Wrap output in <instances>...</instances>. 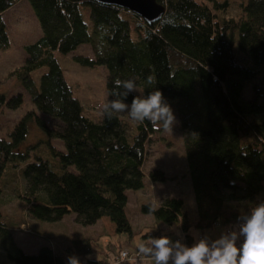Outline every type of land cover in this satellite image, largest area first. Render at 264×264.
Masks as SVG:
<instances>
[{
	"label": "trees",
	"instance_id": "1",
	"mask_svg": "<svg viewBox=\"0 0 264 264\" xmlns=\"http://www.w3.org/2000/svg\"><path fill=\"white\" fill-rule=\"evenodd\" d=\"M17 1L0 0V50L9 43L2 14ZM28 1L41 36L24 46L25 61L14 75L41 115L27 111L8 139L0 136V176L7 170L20 176L29 217L52 223L73 214L83 226L107 217L115 232L131 230L126 191L144 187L147 144L162 129L120 114L109 120L102 113L98 121L84 115L59 61L84 44L93 58L74 60L106 68L108 97L122 99L114 95L122 91L114 87L117 78H134L137 92L126 102L159 89L178 118L194 213L180 197L165 198L157 207L144 204V213L178 228L183 244L191 246V228H232L242 222L238 217L264 201V46L245 20L246 15H264V0H157L165 11L152 25L128 9L94 0ZM233 3L238 13L229 17ZM235 70L255 76L250 98H244L240 81L226 82ZM149 76L155 84L147 83ZM22 96L0 93V111L17 109ZM33 124L43 131L45 141L31 158L33 147L19 148ZM53 139L61 149L54 147ZM149 177L164 180L160 170L150 171ZM161 234L158 230L144 237ZM65 243L44 244L36 253H26L0 212V264H68L70 256L82 264H101L104 259L90 257L97 249L89 236H73ZM105 247L106 257L117 253L109 243Z\"/></svg>",
	"mask_w": 264,
	"mask_h": 264
},
{
	"label": "rangeland",
	"instance_id": "2",
	"mask_svg": "<svg viewBox=\"0 0 264 264\" xmlns=\"http://www.w3.org/2000/svg\"><path fill=\"white\" fill-rule=\"evenodd\" d=\"M237 13L236 3H233L227 15L236 17ZM2 18L7 27L9 43L5 49L0 50V93L6 97L16 93L23 95V102L17 109L4 107L0 111V136L8 139V132L27 111L33 110L41 115L14 75V71L20 68L25 61L24 46L35 42L41 36V29L28 0H18L11 8L3 12ZM245 20L255 31L258 43L264 46V15H246ZM75 56L92 59L93 53L90 46L84 44L60 58L64 79L71 87L73 96L81 103L84 115L93 121H98L102 116V104L112 99L105 91L106 68L98 65L83 66L74 60ZM36 78L38 80L37 76ZM254 79L255 76L247 71L235 70L227 76L226 82L240 81L244 98H250ZM120 115L131 120L127 113ZM46 122L49 125L53 124L49 118H46ZM41 141H45V135L33 124L19 149L25 150L28 146L33 147L29 150L32 158L35 152H39L38 149L43 144ZM183 142V135L176 117L171 131L162 130L154 134L147 144V154L143 164L144 187L139 190L126 191L128 202L125 206V214L130 224V232H115L114 224L107 217H102L95 224L87 226L75 222L73 214H68L61 221L52 223L29 217L26 213V199L22 198L24 183L17 172L13 173L10 170L0 176L1 220L11 229L16 244L24 252L30 254L36 253L44 244L62 247V244H67L65 242L70 241L71 237L79 235L89 236L92 248L97 249L90 257H104V259H106L104 253L108 250L105 247L107 243L114 251L122 249L134 253L138 242L151 238L144 237L148 232L161 230L170 239L176 238L183 243V235L178 228L156 221L151 213H144L141 209L144 204L157 207L165 198L180 197L186 209L193 215L195 200L191 190ZM52 143L56 149L62 148L57 140L53 139ZM152 170H160L164 180L153 181L149 177V172ZM238 227L214 226L203 231L191 228L188 233L195 237L194 244L201 238L217 239L222 233ZM1 261L4 262V258L0 251ZM142 264H153V262L145 258Z\"/></svg>",
	"mask_w": 264,
	"mask_h": 264
},
{
	"label": "clouds",
	"instance_id": "3",
	"mask_svg": "<svg viewBox=\"0 0 264 264\" xmlns=\"http://www.w3.org/2000/svg\"><path fill=\"white\" fill-rule=\"evenodd\" d=\"M149 85L155 84V78H147ZM114 95L120 98L107 100L102 104V113L111 120L118 114L127 113L138 124L145 121L154 130L169 132L176 117L163 93L159 89L147 95H133L131 102L127 97L137 92L135 79L117 78ZM238 228L222 233L217 239L201 238L191 246L172 240L167 235L141 240L136 245L137 255L149 258L153 264H264V201H260L243 218ZM126 255V254H122ZM68 264H82L76 256L68 257Z\"/></svg>",
	"mask_w": 264,
	"mask_h": 264
},
{
	"label": "water",
	"instance_id": "4",
	"mask_svg": "<svg viewBox=\"0 0 264 264\" xmlns=\"http://www.w3.org/2000/svg\"><path fill=\"white\" fill-rule=\"evenodd\" d=\"M105 5H114L128 9L141 17L148 25L161 19L165 7L157 0H94Z\"/></svg>",
	"mask_w": 264,
	"mask_h": 264
},
{
	"label": "built area",
	"instance_id": "5",
	"mask_svg": "<svg viewBox=\"0 0 264 264\" xmlns=\"http://www.w3.org/2000/svg\"><path fill=\"white\" fill-rule=\"evenodd\" d=\"M236 226H239V224ZM162 235L164 234H161L160 236ZM174 240H177V239H174ZM122 254H126V255H122ZM144 260L145 258L138 257L137 251H135L134 253H130L126 250L120 249L119 251H117L115 255L111 253L108 254L106 259H103L101 264H129L132 262L137 263V264H142Z\"/></svg>",
	"mask_w": 264,
	"mask_h": 264
},
{
	"label": "crops",
	"instance_id": "6",
	"mask_svg": "<svg viewBox=\"0 0 264 264\" xmlns=\"http://www.w3.org/2000/svg\"><path fill=\"white\" fill-rule=\"evenodd\" d=\"M174 239H176V238H174ZM174 239H173V240H174ZM104 255H105V254H104Z\"/></svg>",
	"mask_w": 264,
	"mask_h": 264
}]
</instances>
